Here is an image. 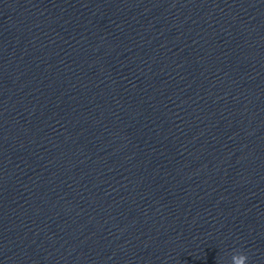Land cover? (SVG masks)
<instances>
[{
  "label": "clouds",
  "instance_id": "clouds-1",
  "mask_svg": "<svg viewBox=\"0 0 264 264\" xmlns=\"http://www.w3.org/2000/svg\"><path fill=\"white\" fill-rule=\"evenodd\" d=\"M248 256L242 251H233L230 264H248Z\"/></svg>",
  "mask_w": 264,
  "mask_h": 264
}]
</instances>
